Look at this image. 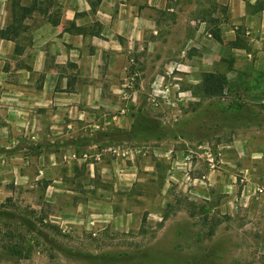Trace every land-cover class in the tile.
Here are the masks:
<instances>
[{
	"label": "rangeland",
	"instance_id": "374dc122",
	"mask_svg": "<svg viewBox=\"0 0 264 264\" xmlns=\"http://www.w3.org/2000/svg\"><path fill=\"white\" fill-rule=\"evenodd\" d=\"M207 1L189 26L219 29L221 62L188 47L174 11L161 14L174 21L167 25L170 49L157 55L162 77L149 81L145 65L130 69L140 73L139 93L123 100L129 111L108 132L92 135L100 143L144 146L151 162L160 156L155 166L141 162L134 182L124 183L107 158L93 172L80 165L74 177L63 161L58 174L50 169L0 197V264H264V58L251 51L241 26L227 44L218 26L227 22L226 6ZM193 61L213 70L191 68ZM206 73L225 77L221 92L204 94ZM187 74L200 79L188 91ZM138 120L153 128L132 131ZM200 143L220 153L214 171L201 163L188 179L170 168L166 152L180 157Z\"/></svg>",
	"mask_w": 264,
	"mask_h": 264
},
{
	"label": "crops",
	"instance_id": "0c3cea01",
	"mask_svg": "<svg viewBox=\"0 0 264 264\" xmlns=\"http://www.w3.org/2000/svg\"><path fill=\"white\" fill-rule=\"evenodd\" d=\"M211 1L226 6L227 22L218 25L226 43L235 39L241 26L251 51L264 58V9L252 12L246 8V3L257 0ZM9 2L0 0L2 30L16 23ZM204 3L208 5L207 0H37L42 9L21 17L12 38L0 36V197L31 186L32 180L42 179L50 169L58 174L63 161L74 177L80 165L93 172L107 158L117 180L124 183L134 182L141 162L152 169L160 156L151 162L144 146L120 156L102 151L119 143H100L92 135L108 132L129 111L125 102L131 92L139 93L135 84L140 73L137 69L134 85L128 87L130 69L145 65L149 81L162 77L164 60L157 55L162 58L169 51L168 36L173 32L167 25L173 26L174 21L161 14L174 11L176 23L184 25L180 34L190 42L188 47H196L202 59L207 55L213 63L221 62L222 42L207 27L189 26L197 17V5ZM188 65L213 70L200 61ZM231 72L226 71L228 83H233ZM184 79L186 91L200 81L193 74ZM125 91L129 98L123 102ZM124 106L126 111L121 112ZM86 136V142H81ZM94 151L102 153L99 160ZM126 161L132 165L126 167ZM127 170L132 178H127ZM54 177L61 178L60 174Z\"/></svg>",
	"mask_w": 264,
	"mask_h": 264
},
{
	"label": "built area",
	"instance_id": "2783aa9c",
	"mask_svg": "<svg viewBox=\"0 0 264 264\" xmlns=\"http://www.w3.org/2000/svg\"><path fill=\"white\" fill-rule=\"evenodd\" d=\"M137 71H133L130 78L127 81V86L131 87L134 85V80L137 77ZM129 98V94L127 91L123 92V100H127ZM121 112L126 111V106L121 108ZM94 129H98V125L94 124L93 125ZM97 146H94L95 150ZM103 152L106 151H111L113 153H117L120 156L128 155L133 152H138L139 148H132L129 145L125 144H117L116 146L108 147L102 150ZM93 156L95 160H99L102 156L101 152L94 151ZM220 156V153L214 150L211 146L208 144H197L194 148H188L180 157H176L174 155L173 150L168 151V158L170 161V168L171 169H181L183 172L184 176L186 178H190V170L194 169L196 165L199 164H204L209 171H214L217 168V162L218 158ZM84 157L87 158V155L85 154ZM206 178V176L202 175L201 176V181ZM199 180V178H195L194 181ZM258 193H262L263 190L261 188L257 189Z\"/></svg>",
	"mask_w": 264,
	"mask_h": 264
},
{
	"label": "trees",
	"instance_id": "16d2710c",
	"mask_svg": "<svg viewBox=\"0 0 264 264\" xmlns=\"http://www.w3.org/2000/svg\"><path fill=\"white\" fill-rule=\"evenodd\" d=\"M9 1H10L9 2L10 14H11L12 20L13 21L16 20L15 21L16 23L12 22L8 29L7 28L4 30L0 29V36L4 38H12L14 36V34L17 32V29L19 27V24H20L19 22L21 20V17H23L25 14H28L31 10H36V9L40 10L43 7V5L42 6L37 5V0H31L27 4H22L20 0H9ZM246 8L252 12L263 10L264 0H257L253 4L246 3ZM212 35L218 41H221V35H220V31L218 28L212 31ZM202 82H203L202 90L204 94L213 96L217 94L218 92L222 91V88H223L224 83L226 82V79L221 74L206 73L204 75ZM137 125L141 126L143 125V123L140 122L139 120L137 121L136 124L133 123L131 126L132 131H135V128L138 129ZM143 128L145 130H150L153 128V125L146 124V125H143Z\"/></svg>",
	"mask_w": 264,
	"mask_h": 264
}]
</instances>
